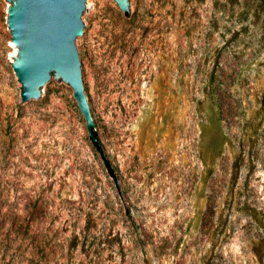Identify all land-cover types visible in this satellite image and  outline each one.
I'll return each mask as SVG.
<instances>
[{"label":"rangeland","instance_id":"1","mask_svg":"<svg viewBox=\"0 0 264 264\" xmlns=\"http://www.w3.org/2000/svg\"><path fill=\"white\" fill-rule=\"evenodd\" d=\"M89 0L105 157L62 77L22 100L0 0V264H264V0Z\"/></svg>","mask_w":264,"mask_h":264},{"label":"water","instance_id":"2","mask_svg":"<svg viewBox=\"0 0 264 264\" xmlns=\"http://www.w3.org/2000/svg\"><path fill=\"white\" fill-rule=\"evenodd\" d=\"M134 16L129 0H114ZM9 15L13 41L18 47L14 64L23 85L22 100H44L42 91L62 77L74 90L90 136L94 123L88 102V67L80 54V39L88 35L84 16L89 0H11Z\"/></svg>","mask_w":264,"mask_h":264},{"label":"trees","instance_id":"3","mask_svg":"<svg viewBox=\"0 0 264 264\" xmlns=\"http://www.w3.org/2000/svg\"><path fill=\"white\" fill-rule=\"evenodd\" d=\"M94 133H95L96 137L99 138L97 130H94ZM93 143L97 147V149L102 153V155L104 156L105 163H106V166H107V169H108L109 173L111 175H115L114 168L111 165L110 161L105 157V154H104V151H103V148H102V144L100 143V141H93Z\"/></svg>","mask_w":264,"mask_h":264}]
</instances>
